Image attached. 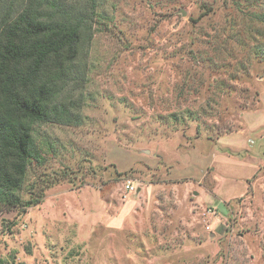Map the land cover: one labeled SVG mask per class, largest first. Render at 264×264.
Listing matches in <instances>:
<instances>
[{
	"label": "rangeland",
	"instance_id": "obj_1",
	"mask_svg": "<svg viewBox=\"0 0 264 264\" xmlns=\"http://www.w3.org/2000/svg\"><path fill=\"white\" fill-rule=\"evenodd\" d=\"M263 10L264 0H100L71 93L79 124L34 125L41 159L21 196L43 198L0 213V264H264V59L253 53L264 23L251 17ZM206 167L221 216L219 198L256 169L215 254L178 251L185 223L161 215L157 245L105 224L107 207L128 200L125 179L196 182Z\"/></svg>",
	"mask_w": 264,
	"mask_h": 264
},
{
	"label": "trees",
	"instance_id": "obj_2",
	"mask_svg": "<svg viewBox=\"0 0 264 264\" xmlns=\"http://www.w3.org/2000/svg\"><path fill=\"white\" fill-rule=\"evenodd\" d=\"M99 4L0 0V213L42 202V192L25 201L21 196L28 166L41 159L34 125L79 124L71 93L85 80L80 59ZM251 17L264 23V10ZM253 53L264 59V44L255 45Z\"/></svg>",
	"mask_w": 264,
	"mask_h": 264
},
{
	"label": "crops",
	"instance_id": "obj_3",
	"mask_svg": "<svg viewBox=\"0 0 264 264\" xmlns=\"http://www.w3.org/2000/svg\"><path fill=\"white\" fill-rule=\"evenodd\" d=\"M255 171L256 169L243 175L244 182L237 193L232 191L219 198L227 209L226 215H217L215 198L219 192L218 178L213 173L214 169L206 167L200 181L177 180L137 185L136 192L127 201L116 202L111 204L113 207H107L112 213L105 224L107 227L146 238L144 244L157 245L154 239L159 235L156 229L160 226L161 215L163 219H168L169 225L175 220L185 223L183 225L186 230L182 235L184 238L188 235V241L186 245L181 241L183 243L178 244V251L194 248L199 253L197 258L205 253L215 254L218 251L219 238L228 230L230 207L235 199L242 198L248 192L252 186L249 179ZM203 177H208L209 183H204ZM147 187H155L151 202H148ZM105 205L107 204L104 202Z\"/></svg>",
	"mask_w": 264,
	"mask_h": 264
},
{
	"label": "built area",
	"instance_id": "obj_4",
	"mask_svg": "<svg viewBox=\"0 0 264 264\" xmlns=\"http://www.w3.org/2000/svg\"><path fill=\"white\" fill-rule=\"evenodd\" d=\"M136 185L134 181L130 179H125L121 184V192H120V198L122 200H127L129 197L136 192ZM206 228H208L206 226Z\"/></svg>",
	"mask_w": 264,
	"mask_h": 264
}]
</instances>
